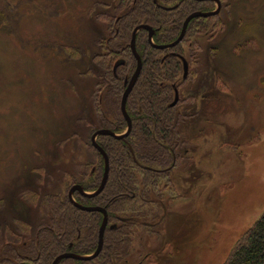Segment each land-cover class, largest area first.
Listing matches in <instances>:
<instances>
[{
	"label": "rangeland",
	"instance_id": "obj_1",
	"mask_svg": "<svg viewBox=\"0 0 264 264\" xmlns=\"http://www.w3.org/2000/svg\"><path fill=\"white\" fill-rule=\"evenodd\" d=\"M7 1L0 24V247L13 233H29L24 222L29 231L42 222L43 197L62 194L66 178L91 161L92 96L104 71L98 64L88 75L80 57L60 47L84 46L90 64L93 41L106 37L105 25L85 16L98 0ZM218 14L224 29L200 39L203 74L194 90H181L195 97L181 108L197 115L187 121L195 134L192 162L170 175L175 200L155 226L159 234L138 228L132 255L117 264H153L147 255L166 264H223L264 214V0H238ZM216 78L225 85L215 87Z\"/></svg>",
	"mask_w": 264,
	"mask_h": 264
},
{
	"label": "trees",
	"instance_id": "obj_2",
	"mask_svg": "<svg viewBox=\"0 0 264 264\" xmlns=\"http://www.w3.org/2000/svg\"><path fill=\"white\" fill-rule=\"evenodd\" d=\"M219 1L222 11L228 14L238 2ZM7 4V0H0L2 26L6 22ZM171 6L176 7L165 9ZM214 8L215 4L210 1L195 0H98L89 5L85 16L106 27V37L93 41L94 50L88 57L90 64L85 62L88 54L84 46L75 48L76 45H62L60 49L71 56H79L81 64L87 65L88 75L95 74L98 64L104 71V82L97 85L92 96L97 119L91 125L90 132L107 129L121 134L126 130L120 103L126 88L124 81L131 77L136 68V59L129 46L134 28L139 25L151 27L154 31L153 43L167 45L178 38L189 14L196 11L211 12ZM225 25L220 14L194 18L188 23L181 43L165 50L151 47L147 31L137 33L135 49L142 67L125 104L131 121L130 133L125 140L108 136L97 138V145L108 158L107 182L102 192L92 199L78 194L74 196V200L82 206L106 209L108 227L104 231L103 246L94 260L68 261V264H117L132 254L137 233L134 228L143 227L151 236L159 234L155 226L165 218L166 205L175 200L173 195L176 189L170 175L181 163L192 162L187 150L191 148L190 139L195 134L191 123L187 121L197 115L186 113L181 108L184 105L192 106L190 104L194 103L195 97L192 94L183 97L181 90L186 87L194 90L195 83L203 74L198 70L202 52L200 39H210L220 33ZM210 50L213 54L215 48ZM183 61L188 66L184 79ZM214 85L220 87L225 84L216 78ZM175 91L178 101L171 106ZM86 145L92 159L76 170L75 176L69 175V180L66 178V189L77 180L89 192L95 191L100 184L104 172L103 158L90 140ZM166 192L171 195L167 200L163 198ZM41 205L43 225L50 224L52 229L35 227L32 233H27L30 232L29 224L24 222L23 232L27 234L13 233L12 236L16 237L15 243H30L32 256L38 255V259L24 260L22 264H50L55 256L64 251L84 255L96 250L101 213L80 211L69 202L66 195L59 193L44 196ZM148 257L149 263L166 264L153 255L145 256ZM0 264L10 263L0 261ZM223 264H264V214L240 236Z\"/></svg>",
	"mask_w": 264,
	"mask_h": 264
},
{
	"label": "water",
	"instance_id": "obj_3",
	"mask_svg": "<svg viewBox=\"0 0 264 264\" xmlns=\"http://www.w3.org/2000/svg\"><path fill=\"white\" fill-rule=\"evenodd\" d=\"M195 1H199V2L210 1V2L215 4V9L213 11H211V12H199V11H196V12H193L190 15H188L187 18L183 22L182 29H181V32H180L178 38L174 42H172L170 44H167V45H155L153 43V41H152V37H153L154 31L152 30L151 27H149L147 25H139L136 28H134V30L132 32V37H131V41H130V45L129 46H130V49H131V52H132L133 56L136 59V68H135L134 73L132 74L130 80L129 81H127V80L124 81V84H125L126 88H125V90L123 92L121 103H120V111H121V113H122V115H123V117H124V119L126 121V130L123 133H121V134H116V133L111 132L110 130L101 129V130H98V131H96V132H94L92 134V136H91V144L101 154V156L103 158V161H104V172H103V176H102L101 182H100L98 188L92 193H85L80 187L71 188L70 191H69V200H70V202L75 207H77L79 210L86 211V212H100L103 215V220H102L101 226L99 228V232H98L97 248H96L95 252L92 255H89V256H77V255H74V254H63V255L58 256L57 258H55L54 261L52 262V264H57L63 258H73V259H76V260L89 261V260H92L93 258H95L99 254V252H100V250L102 248V245H103V235H104V231H105V228H106V225H107L106 210L103 209V208L84 207V206L76 204L74 202V200H73V196H72L73 192L75 190H77L80 193H82L83 195L91 198V197H94V196L98 195L103 190V188H104V186L106 184V181H107V178H108V169H109L108 158H107V155L105 154V152L97 145V143H96L97 137L108 136V137H111V138H113L115 140H123L130 133L131 121H130L127 113H126L125 104H126V100H127V97L129 95V93L131 92L132 88L134 87V85H135V83L137 81V78L139 76V73H140L141 67H142L141 59H140V57L137 54L136 49H135V38H136L137 33L139 31H142V30L147 31V33H148V42L151 45V47H153L155 49L164 50V49L173 48L184 37L187 25L192 19L200 18V17L201 18H205V17L215 16V15H217L219 13V11L221 9V2L219 0H195ZM154 2H155V0H154ZM165 9L169 10V9H172V8H165ZM187 73H188V66H187V63L185 61H183V79L186 78ZM177 101H178V94L175 91V97H174V100H173L171 106H174L177 103Z\"/></svg>",
	"mask_w": 264,
	"mask_h": 264
},
{
	"label": "flooded vegetation",
	"instance_id": "obj_4",
	"mask_svg": "<svg viewBox=\"0 0 264 264\" xmlns=\"http://www.w3.org/2000/svg\"><path fill=\"white\" fill-rule=\"evenodd\" d=\"M214 4V3H213ZM174 7H176V6H171V7H166V8H174ZM215 9V8H214ZM221 10V9H220ZM220 12V11H219ZM193 13V12H192ZM190 15V14H189ZM186 32V31H185ZM154 35V34H153ZM184 36H185V34H184ZM153 38V37H152ZM184 38V37H183ZM183 38H182V40H183ZM147 39H148V35H147ZM181 40V41H182ZM181 41L178 43V44H180L181 43ZM174 42V41H173ZM177 44V45H178ZM176 45V46H177ZM175 47V46H174ZM153 48V47H152ZM170 49V48H169ZM165 50V49H164ZM132 76V75H131ZM131 78V77H130ZM130 78L129 79H126L127 81H129L130 80ZM125 85V84H124ZM123 116V115H122ZM98 130H101V129H98ZM98 130H95L94 132H96V131H98ZM94 132H90V143H91V136H92V134L94 133ZM112 132V131H111ZM114 133V132H113ZM98 138V137H97ZM125 140V139H124ZM96 141H97V139H96ZM92 145V144H91ZM94 148V147H93ZM191 157V156H190ZM184 163H189V162H183V163H181L180 165H178V167H175L174 169L175 170H178V168L182 165V164H184ZM173 169V170H174ZM91 171H93V170H91ZM108 171H109V169H108ZM103 176V175H102ZM171 178V177H170ZM102 179V178H101ZM108 179V178H107ZM171 180H172V178H171ZM79 180H77V182L76 183H74V184H72V185H70V186H68V188L66 189V191L64 190L63 191V193L62 194H60V195H62V196H64V195H66L67 196V198H68V200H69V191H70V189L71 188H74V187H80L85 193H92V192H89V191H85L84 189H83V187L81 186V184L78 182ZM67 180H66V184H67ZM100 182H101V180H100ZM107 182V181H106ZM173 182V181H172ZM174 183V182H173ZM67 187V186H66ZM94 192V191H93ZM102 192V191H101ZM100 192V193H101ZM99 193V194H100ZM75 194H78V195H80V196H82V197H84V198H86V199H92V198H94V197H96V196H98V195H96V196H94V197H91V198H89V197H87V196H85V195H83L82 193H80L79 191H77V190H75L74 192H73V200H74V196H75ZM133 196V195H132ZM69 202H70V200H69ZM74 202L76 203V204H78L75 200H74ZM71 203V202H70ZM72 204V203H71ZM73 205V204H72ZM78 205H80V204H78ZM74 206V205H73ZM82 206V205H81ZM75 207V206H74ZM84 207H98V208H101V207H99V206H84ZM76 209H78L77 207H75ZM103 209H105V208H103ZM79 210V209H78ZM106 210V209H105ZM81 211V210H80ZM83 212H86V211H83ZM87 213H100V212H87ZM102 214V213H101ZM107 214V213H106ZM166 216V215H165ZM102 220H103V215H102ZM124 220V219H123ZM45 222L44 221H42V222H39L38 224H37V226H36V229L38 228V229H40V228H45V229H52L51 228V226H50V224H45V225H43ZM102 223V222H101ZM108 227V217H107V225H106V228ZM136 227V226H135ZM105 228V229H106ZM35 228H33L29 233H32V231L34 230ZM134 230H135V232H138V228L136 227V228H134ZM78 236H80V235H78ZM103 246V245H102ZM36 247H37V244L35 243L34 244V248L36 249ZM97 248V247H96ZM102 249V248H101ZM101 251V250H100ZM4 252V253H3ZM32 249H31V244L30 243H26L25 241H21V243L20 244H18V243H15V240L14 241H12V242H9V243H6L5 245L3 244V245H1V247H0V261L1 262H6V263H10V264H22L23 263V261L24 260H29V261H34V260H36V259H38V255H36V257H33L32 256ZM95 252V251H94ZM93 252V253H94ZM93 253H91V254H76V253H74V252H72V251H64V252H61V253H59L57 256H55L53 259H52V261H51V263L50 264H52V262L54 261V259L55 258H57L58 256H61V255H63V254H74V255H77V256H89V255H92ZM100 253V252H99ZM38 254V253H37ZM99 255V254H98ZM97 255V256H98ZM132 255V254H131ZM131 255H129L127 258H125V259H122V262H126L127 260H128V258L131 256ZM96 256V257H97ZM95 257V258H96ZM95 258H93L92 260H94ZM92 260H89V261H92ZM68 261H74V262H89V261H82V260H76V259H73V258H63V259H61L57 264H68L67 262Z\"/></svg>",
	"mask_w": 264,
	"mask_h": 264
}]
</instances>
